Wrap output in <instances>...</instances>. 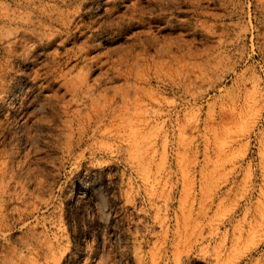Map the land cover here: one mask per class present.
Listing matches in <instances>:
<instances>
[{"label": "rangeland", "instance_id": "obj_1", "mask_svg": "<svg viewBox=\"0 0 264 264\" xmlns=\"http://www.w3.org/2000/svg\"><path fill=\"white\" fill-rule=\"evenodd\" d=\"M0 264H264V0H0Z\"/></svg>", "mask_w": 264, "mask_h": 264}]
</instances>
